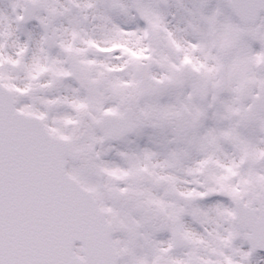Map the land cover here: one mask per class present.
<instances>
[{"label":"snow or ice","instance_id":"snow-or-ice-1","mask_svg":"<svg viewBox=\"0 0 264 264\" xmlns=\"http://www.w3.org/2000/svg\"><path fill=\"white\" fill-rule=\"evenodd\" d=\"M0 264H264V0H0Z\"/></svg>","mask_w":264,"mask_h":264}]
</instances>
